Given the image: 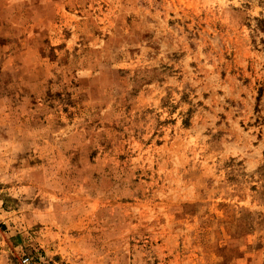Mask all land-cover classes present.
<instances>
[{
  "label": "rangeland",
  "instance_id": "rangeland-1",
  "mask_svg": "<svg viewBox=\"0 0 264 264\" xmlns=\"http://www.w3.org/2000/svg\"><path fill=\"white\" fill-rule=\"evenodd\" d=\"M0 264H264V0H0Z\"/></svg>",
  "mask_w": 264,
  "mask_h": 264
}]
</instances>
